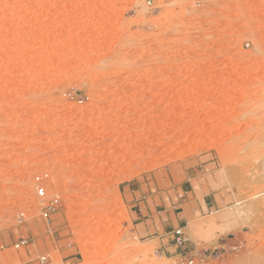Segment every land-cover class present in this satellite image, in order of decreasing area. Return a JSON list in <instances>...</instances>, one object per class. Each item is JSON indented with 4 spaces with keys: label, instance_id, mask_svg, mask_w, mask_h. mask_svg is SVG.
Instances as JSON below:
<instances>
[{
    "label": "rangeland",
    "instance_id": "rangeland-1",
    "mask_svg": "<svg viewBox=\"0 0 264 264\" xmlns=\"http://www.w3.org/2000/svg\"><path fill=\"white\" fill-rule=\"evenodd\" d=\"M177 226L264 264L263 0H0V264H175Z\"/></svg>",
    "mask_w": 264,
    "mask_h": 264
},
{
    "label": "built area",
    "instance_id": "built-area-1",
    "mask_svg": "<svg viewBox=\"0 0 264 264\" xmlns=\"http://www.w3.org/2000/svg\"><path fill=\"white\" fill-rule=\"evenodd\" d=\"M264 3V0H263ZM245 45H249L246 42ZM37 184L35 186V195L40 203V215L44 219H48L50 215L55 212L60 204L59 197H51L46 199L47 192L46 186L44 185V179L42 176H36ZM171 235V240L173 244L178 248L179 252L177 253V259L175 264H211L213 259L217 257L216 250L218 247H213L212 249H204L199 250L195 247H190L187 245V238L185 237V233L183 232V227L177 226L173 227L172 230L169 231ZM28 243L26 238H21L19 242H17L14 247L24 246ZM46 256H39V263L44 264L46 262Z\"/></svg>",
    "mask_w": 264,
    "mask_h": 264
},
{
    "label": "crops",
    "instance_id": "crops-1",
    "mask_svg": "<svg viewBox=\"0 0 264 264\" xmlns=\"http://www.w3.org/2000/svg\"><path fill=\"white\" fill-rule=\"evenodd\" d=\"M204 203H205V205H206V207H208V202H206V200L204 199ZM170 224H172V222L171 223H166L165 224V228H167L168 226H170Z\"/></svg>",
    "mask_w": 264,
    "mask_h": 264
}]
</instances>
